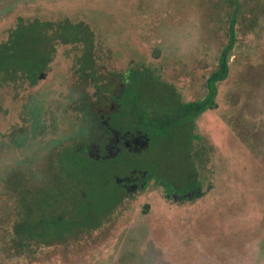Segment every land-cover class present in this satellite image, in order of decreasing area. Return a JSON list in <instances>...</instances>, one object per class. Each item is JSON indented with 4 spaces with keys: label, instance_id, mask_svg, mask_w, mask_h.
I'll list each match as a JSON object with an SVG mask.
<instances>
[{
    "label": "rangeland",
    "instance_id": "1",
    "mask_svg": "<svg viewBox=\"0 0 264 264\" xmlns=\"http://www.w3.org/2000/svg\"><path fill=\"white\" fill-rule=\"evenodd\" d=\"M239 3L238 46L230 76L218 82L217 107L199 115L193 126L178 124L172 134L151 139L163 148V158L181 167L197 150L199 193L175 201L160 179H151L105 214L98 227L83 224L66 240L42 239V229L33 226L37 244L10 255L6 247L19 204L9 178L21 176L38 216L41 209L45 216L72 215L70 193L80 200L87 190L58 154L83 141L74 134L83 124L80 108H93L98 85L137 67L148 68L159 81L155 87L173 89L182 102L204 98L228 41L234 4L0 1V44H39L34 38L45 24L52 26L48 36L59 27L71 29L70 41L53 40L50 63L36 83L26 76L0 81V264H264V0ZM88 46L93 68L80 71L88 64ZM193 143L199 150H190Z\"/></svg>",
    "mask_w": 264,
    "mask_h": 264
},
{
    "label": "trees",
    "instance_id": "2",
    "mask_svg": "<svg viewBox=\"0 0 264 264\" xmlns=\"http://www.w3.org/2000/svg\"><path fill=\"white\" fill-rule=\"evenodd\" d=\"M233 4L234 11L230 17L228 41L220 53L217 68L210 74L207 80L208 91L204 98L189 102H182L179 93L173 89L169 91L167 88L161 87L159 89V87H155L154 83L159 81L156 80L153 74L151 75L148 68H132L127 73L119 75V78L122 77L123 79L128 80L126 87L121 89L119 92V103H121L120 108L124 113L125 121H130L131 123L134 121V118H136L139 121L140 128H143V132L151 139H154L155 136L160 133L165 134L169 132L172 134L178 124L190 122L193 126L199 115L210 108L213 109L217 107L216 96L218 93V82L226 80L230 76V60L234 54L235 47L238 46L237 25L240 13L239 0H233ZM20 22L22 23V20ZM51 28L52 26L46 24L39 28L38 33L34 38V40H36V42L38 41L39 44H32L29 42L20 43L18 40L15 42L14 46L9 42L0 44V81H7L10 79L15 80L18 76H26L31 83L37 82L41 73L46 70L48 64L50 63L51 54L54 51L53 40L59 38L63 42L70 41V38L67 37L69 32H71L69 31L71 29L59 27L52 35L48 36L46 32ZM20 34L16 36V39H18V36L20 37ZM39 46L43 48V50H40ZM91 53L92 52L88 46L84 56L88 57V64L84 62V66L80 68L81 71H84L83 68H93V65H91ZM157 91L160 92L159 95L157 94ZM131 116L134 117L132 118ZM130 125L131 124H129L128 127H130ZM65 163L70 167L71 173L74 174L71 167H73L76 163ZM78 165L83 167L85 166L84 164L79 163ZM168 166H173V164L168 162L167 167ZM190 166L188 164V166H184L182 169L177 167L176 171L169 170L168 173L171 172L169 178L177 180L178 176V180H182L183 184L188 185V180L190 181V179H192V181H194L196 178L195 166ZM126 167H131V164L129 165L128 163L127 166H125L124 171L127 173L128 168ZM148 171L150 172V170ZM158 171L159 169L156 170V172ZM123 174L119 171V176ZM158 174V180H161V177L167 178V175L165 176L161 173ZM188 174L191 176L187 177ZM21 179V176L9 178L10 183L14 185L19 204L18 220L14 225V237L11 240L10 245L6 247V251L7 253L10 252V255H12V252L16 255L25 253L30 250V247L33 244H35L33 242H36L37 244V239L35 238L36 234H34L35 231H32V229H34L33 226H39V229H42L40 230L41 234H39L42 239L46 237L63 239L66 237L62 235L66 233H63L64 229L62 228H64L67 224H71L72 222L74 223L73 218L70 215L59 219L52 211H50L52 214L50 213L48 216H45L42 213V209L41 214L38 216L39 213L37 214L35 212L37 207L36 201L33 200L31 195H28L31 192L30 190L26 191L22 188L23 185ZM110 191L107 195L109 196L108 199L115 196L114 189H111ZM101 195L105 196L104 193H101ZM114 208L115 207H112L109 213L113 211ZM74 210L78 213L77 209ZM98 214L99 212L93 215H95L94 217L96 218L99 217ZM102 219H104V216L97 218V220L92 223L94 225L93 228L98 227ZM80 222L84 223L85 220ZM82 225L83 224H80V226Z\"/></svg>",
    "mask_w": 264,
    "mask_h": 264
},
{
    "label": "flooded vegetation",
    "instance_id": "3",
    "mask_svg": "<svg viewBox=\"0 0 264 264\" xmlns=\"http://www.w3.org/2000/svg\"><path fill=\"white\" fill-rule=\"evenodd\" d=\"M43 75H45L44 72L39 77L41 78ZM116 77H114L116 78L114 81L108 80L102 86H98L100 90L95 104L93 103V108H80L84 117L83 124L74 130V134L77 132L81 134L82 143L78 146L74 144L65 145L58 154L61 161L76 163L71 167L74 179H78L87 188L80 200L76 199V195L70 193L72 198L71 209H77L78 213L74 210L70 215L74 223L67 224L62 228L64 229L63 233L66 234L61 235L66 237V240L81 231L80 224L86 226L94 223L97 218L109 213L110 209L119 204L126 195L146 188L151 179H157L158 173L167 175L168 178L171 173H168L169 170L176 171L177 167L182 169L188 164L195 166L196 178L194 181L189 178L188 185L182 184L180 186L176 180H160L166 191V196H172L175 201L194 198L202 189L198 171L201 160L198 159L196 150L198 146H194L196 142L193 143V147H189L191 151L195 148V155L190 152L188 156L190 159L184 158L182 167L177 160L172 161L163 158V148L156 146L154 140L152 141L140 129L139 121L136 118L131 123L125 121L124 113L120 108L119 92L126 87L128 80L119 78V76ZM102 99L104 104L101 106L100 101ZM128 123L131 124L130 127H128ZM159 145H162V142H159ZM152 153H155L153 157ZM168 162H171L173 166L167 167ZM78 163L85 166H80ZM128 163L132 165V168L119 176V171L123 172ZM157 169H159L158 172H156ZM58 188L62 190L61 193L64 195L65 191L60 183ZM111 189H114L115 196L108 199L109 196L107 195ZM101 193H104L105 196ZM109 201L110 203L103 207V202ZM97 212H99V217L95 218L93 214ZM58 218L62 219L64 215H59ZM82 220L85 222L81 223Z\"/></svg>",
    "mask_w": 264,
    "mask_h": 264
}]
</instances>
